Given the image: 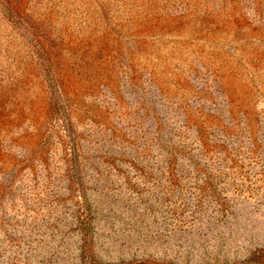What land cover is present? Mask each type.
Segmentation results:
<instances>
[{"label":"rangeland","instance_id":"obj_1","mask_svg":"<svg viewBox=\"0 0 264 264\" xmlns=\"http://www.w3.org/2000/svg\"><path fill=\"white\" fill-rule=\"evenodd\" d=\"M0 264H264V0H0Z\"/></svg>","mask_w":264,"mask_h":264}]
</instances>
